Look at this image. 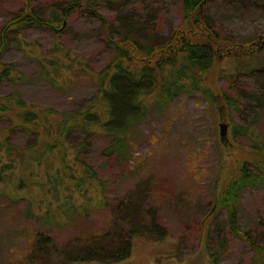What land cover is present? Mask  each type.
<instances>
[{
	"label": "rangeland",
	"instance_id": "rangeland-1",
	"mask_svg": "<svg viewBox=\"0 0 264 264\" xmlns=\"http://www.w3.org/2000/svg\"><path fill=\"white\" fill-rule=\"evenodd\" d=\"M25 1L0 0V34L12 14L23 11ZM31 1L37 14L49 18L54 8L68 0ZM182 2L99 0L96 8L108 19L109 33L115 40L130 35L146 43L152 39L164 43L181 24ZM200 17L232 40L249 42L264 32V0H207ZM21 34L28 41L40 44V48H22L11 35L2 60L15 63L18 69L35 78L27 83L0 84V96L16 93L29 105L62 112L94 105L98 88L88 72L101 71L111 61L113 49L100 21L89 10L72 12L59 33L31 25ZM58 46L64 53H70L72 59L82 61L79 72L74 75L66 70V61L60 59L58 79L61 86L65 81L64 88H54L39 77L37 58L51 55ZM56 56L62 58L63 53ZM220 69L226 71L218 80L220 86L234 102L229 107L222 100L221 105L213 104L198 92L176 97L159 113L154 112V106L137 124L123 154L106 152L113 144L112 137L101 133L89 137L90 145L81 157L107 183L106 198L94 192L96 197L89 217L77 218L65 228L26 217L24 210L32 200V193L17 192L10 178L0 183V264L24 258L34 232L53 238L58 249L101 234L107 235L106 241L112 243L130 229L119 206L122 200L129 201L134 212L149 207L157 209L158 221L168 229L169 236L158 243L134 239L132 256L117 264H210L212 251L219 255L217 264H258L253 261L251 246L230 232L227 210L220 209L215 215L212 211L214 181L220 168L228 169L229 163L222 161L226 145L253 144L249 137L233 133L232 126L252 125L264 141V108L245 97L238 100L241 91L255 98L264 96V69L251 70L246 62L234 64V61L223 62ZM222 122L228 124L227 142L220 138ZM11 133V140L20 146L34 142V137L22 130ZM73 139L80 142L84 134L77 130ZM53 156H48L55 165L53 172L59 168L63 156L67 164H73L70 151L63 149ZM39 178L45 177L42 174ZM239 209L242 230L264 247V225L259 223V219L264 221V186L244 190ZM223 236L228 239L224 249L219 247Z\"/></svg>",
	"mask_w": 264,
	"mask_h": 264
},
{
	"label": "trees",
	"instance_id": "trees-1",
	"mask_svg": "<svg viewBox=\"0 0 264 264\" xmlns=\"http://www.w3.org/2000/svg\"><path fill=\"white\" fill-rule=\"evenodd\" d=\"M25 2L23 11L12 14L1 30L0 84L27 83L35 78L26 75L15 63L2 60L10 46L11 35L22 48H40V44L23 38L22 30L37 25L59 33L74 11L89 10L100 21L113 49L111 61L101 71L88 72L98 88L95 106L62 112L29 105L16 93L0 96V183L10 178L17 192L29 190L32 200L24 215L54 227L65 228L77 218L89 217L96 197L94 192L106 198V181L81 157L90 145V136L101 133L112 137L113 144L106 152L123 154L128 140L136 132L137 124L152 112L154 106V112L159 113L176 97L196 92L213 104L221 105L219 101L222 100L225 107L232 105V96L218 81L223 73L226 75V71L220 69L223 62H246L248 69H264V32L249 42L232 40L200 17L207 0H183L181 24L164 43H157L154 39L146 43L130 35L115 40L109 33L108 19L96 8L99 0H68L63 6L54 8L49 18L37 14L31 0ZM51 52L43 59L37 58L39 77L54 88H64L65 81L61 86L58 79L60 59L66 61V70L74 75L79 72L82 61L72 59V55L64 53L59 46ZM56 53H63L62 58ZM242 97L264 108V96L255 98L241 91L238 100ZM232 128L233 133L249 137L253 144L226 145L222 161L229 163L228 169L220 168L214 181L212 214L226 209L230 232L251 246L255 255L253 261L264 264V247L242 230L239 209L244 190L264 186V141L262 134L252 125H234ZM16 130L33 136L32 145L14 143L11 132ZM77 130L84 134L80 142L73 139ZM63 149L71 152L73 164H67L63 156L59 168L53 172L55 165L51 164L48 156L54 157ZM43 161L46 164L43 165ZM42 174L46 180L39 178ZM119 206L124 210V220L129 223L130 229L112 243L106 241L107 235L101 234L87 236L74 246L58 249L53 238L34 232L26 256L4 264H117L132 256L134 239L158 243L169 236L168 229L158 221L157 209L149 207L134 212L129 201L124 200ZM259 223L264 225L262 219ZM227 246L228 239L223 236L219 247L224 249ZM210 258V264H217L219 255L212 251Z\"/></svg>",
	"mask_w": 264,
	"mask_h": 264
},
{
	"label": "water",
	"instance_id": "water-1",
	"mask_svg": "<svg viewBox=\"0 0 264 264\" xmlns=\"http://www.w3.org/2000/svg\"><path fill=\"white\" fill-rule=\"evenodd\" d=\"M220 138L222 142L228 141V124L220 123Z\"/></svg>",
	"mask_w": 264,
	"mask_h": 264
}]
</instances>
